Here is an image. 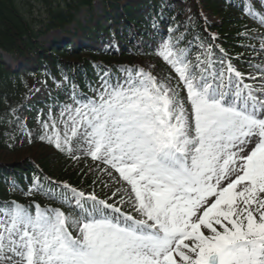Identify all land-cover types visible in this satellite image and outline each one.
Segmentation results:
<instances>
[{
	"label": "snow or ice",
	"instance_id": "1",
	"mask_svg": "<svg viewBox=\"0 0 264 264\" xmlns=\"http://www.w3.org/2000/svg\"><path fill=\"white\" fill-rule=\"evenodd\" d=\"M159 55L190 108L139 69L122 83L104 80L96 99L65 105L66 131L53 121L55 136L41 137L69 154L82 140L130 185L138 216L94 195L86 212L77 200L79 218L13 203L0 218V264H264V84L243 83L231 64L225 81L207 57L192 65L170 41Z\"/></svg>",
	"mask_w": 264,
	"mask_h": 264
},
{
	"label": "trees",
	"instance_id": "2",
	"mask_svg": "<svg viewBox=\"0 0 264 264\" xmlns=\"http://www.w3.org/2000/svg\"><path fill=\"white\" fill-rule=\"evenodd\" d=\"M65 0L51 8L43 27L34 26L17 0H0V208L20 193L29 211L42 201L58 203L66 194L59 183L73 188L98 189L103 193L110 174L106 166L84 158H71L54 144L38 139L18 146L29 128L20 106L41 79L65 81L79 99L92 95L102 75L105 79L121 65L143 68L151 59L159 38L172 42L188 57L196 58L205 43L221 60H239V44L248 21L261 0ZM88 19L82 22L81 12ZM76 24L73 31L67 27ZM61 30L64 40L41 42L47 34ZM221 42L220 46L213 42ZM3 55L13 59L10 65ZM209 60V58H208ZM241 61V60H239ZM112 72V73H111ZM48 116L49 127L52 117ZM61 133V132H60ZM47 134L55 136V129ZM63 135V133H61ZM57 162L59 169L52 164ZM34 190V192L32 191ZM128 204L118 194L116 204ZM86 206L85 202H82Z\"/></svg>",
	"mask_w": 264,
	"mask_h": 264
},
{
	"label": "rangeland",
	"instance_id": "3",
	"mask_svg": "<svg viewBox=\"0 0 264 264\" xmlns=\"http://www.w3.org/2000/svg\"><path fill=\"white\" fill-rule=\"evenodd\" d=\"M17 2L20 4L21 8L23 9L24 13L30 18L32 24L37 27H43L46 25L48 19H49V11L51 8H58L60 6L65 5V0H17ZM96 11L100 12L102 10V4L100 2L96 3ZM81 21H86L88 19V15L86 12H83L79 15ZM264 20V14L261 12V10L258 12L257 15V23L259 25V28H256L255 31H253L251 34H248L247 37L256 39L254 46H252L253 51L255 52L251 59L248 61L256 62L254 63V69H251L254 71V73L250 71H246V78L243 77V73L240 71L238 67H234L235 71H238L242 74V81L243 83H247L252 85L255 88H258L261 86V84H264V23L261 21ZM76 26L71 25L67 29L69 31H72ZM66 37L65 33L58 30L53 31L46 36H44L41 41L49 43L52 40L59 39L63 40ZM165 41L163 39H160L157 42V51L153 57L152 60H146L144 62V69L145 72L150 73L154 77H156L158 82L165 83L168 87L173 88L179 93V96L182 97L185 100V106L187 108H190V105L187 103V94L186 90L184 89L183 82L179 80L178 74L175 72V70L170 66L160 55L159 51L161 48V45L164 44ZM172 44V43H171ZM209 50V46L205 45L203 52H206ZM6 57V60L14 66L13 60L9 57L4 55ZM203 61V59H201ZM217 61V60H215ZM213 61V63H216ZM197 63V60L192 62L193 65ZM163 68V71L165 74L162 75H154V73L159 72V68ZM135 66H120V69L117 71V74H115L109 81L112 84L119 82H123L125 79L128 78L129 74H131L133 77L136 76L137 72L134 71ZM129 70V71H125ZM257 71V75L255 73ZM233 78L234 74H233ZM105 79L101 78L97 84V89L95 92H93V96L91 99H96L97 97V91L101 90V84ZM180 82V88L176 87V82ZM51 99H55L51 100ZM75 98L71 94L70 91L65 90V84L64 82H55L52 81L50 83H47L45 81L40 82L36 85L33 93L30 95L28 100L24 103V106L22 107V118L27 121L29 124V131L22 138L18 144V146H26L34 141L37 140L38 135L42 132H47L50 129H45L44 124L47 122L46 120V113L50 111V113L53 115L56 127L64 133L66 131L65 124L70 123L67 119L68 113L65 112L64 116H61V110L65 105H71L72 107H76ZM72 147L73 151L71 154L66 152L68 156L70 157H84L86 159H90L93 162H100L103 163L101 160H93L90 155L87 154L86 151V145L80 140L79 138H73L72 139ZM104 164V163H103ZM105 165V164H104ZM107 166V165H106ZM53 169L57 170L59 169V164L57 162H54L52 164ZM114 177L111 179V181L106 185L105 187V196L102 198V201H105L107 204L110 205V202H113V200L110 199L112 193H116L118 191L121 192H127L130 197L134 198V193H131L130 191V185L127 184L126 181H123L122 178L119 177V174L109 166H107ZM84 193V198H87L89 196H92V193H89L85 190H75L72 194V198H65L66 201H69L71 205L74 206V204L78 200L77 193ZM109 199V201H108ZM18 205L23 206L22 203H16ZM93 201L90 206H92ZM12 207V206H11ZM8 207V208H11ZM41 210H44V207H40ZM91 208V207H90ZM89 208V209H90ZM133 216H138V213L135 211V208L133 207V202L131 199V207ZM129 209V208H127ZM105 214L109 218H116V219H122L120 213L113 212L110 208H106ZM3 209H0V218H3ZM121 213H126L124 210H121ZM35 214V213H34ZM33 214V215H34ZM127 214V213H126ZM75 218H79L80 216H72ZM69 230L72 232L73 236L78 235L75 228L71 227L69 225ZM205 234L207 233L206 229H202Z\"/></svg>",
	"mask_w": 264,
	"mask_h": 264
}]
</instances>
